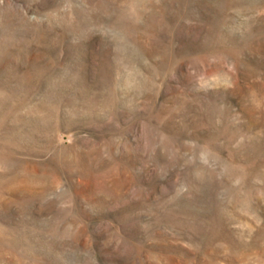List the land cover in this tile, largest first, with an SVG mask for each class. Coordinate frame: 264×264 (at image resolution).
Masks as SVG:
<instances>
[{
  "label": "rangeland",
  "instance_id": "1",
  "mask_svg": "<svg viewBox=\"0 0 264 264\" xmlns=\"http://www.w3.org/2000/svg\"><path fill=\"white\" fill-rule=\"evenodd\" d=\"M0 264H264V0H0Z\"/></svg>",
  "mask_w": 264,
  "mask_h": 264
}]
</instances>
